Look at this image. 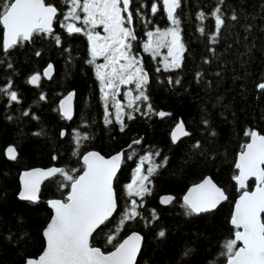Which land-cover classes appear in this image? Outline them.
<instances>
[{"label":"trees","instance_id":"obj_1","mask_svg":"<svg viewBox=\"0 0 264 264\" xmlns=\"http://www.w3.org/2000/svg\"><path fill=\"white\" fill-rule=\"evenodd\" d=\"M130 2L137 7L129 8L136 36L129 41L130 55L147 74L143 91L148 99L136 100L129 108L128 102L139 91L134 83L121 89L123 130L108 101L110 122L105 121V100L87 60L86 31L69 34L62 27L68 11L60 8L64 0H46L58 9L51 36L35 35L5 53L0 26V88L11 84L18 97L11 101L0 91V264H24L40 255L41 232L50 218L46 201L64 200L68 192V182L62 188L59 178L49 179L41 185L36 203L20 201L18 174L32 168L56 167L76 170L72 174L79 175L80 157L90 150L103 157L123 151L113 185L116 213L93 234L91 246L109 253L126 235L136 232L143 242L135 264L226 261L221 255L222 245L233 239L235 230L228 221L234 200L242 192L233 182L235 157L247 142L246 132L264 135V89L258 87L264 83V0H180L175 16L183 49L179 67L168 64L167 70V47L155 52L152 48L145 51L144 45L147 32L174 26L166 22L159 0ZM153 3L158 5L155 14L151 11ZM217 7L224 21L219 32L211 15ZM199 13L205 14L203 21L197 19ZM49 65L53 75L45 81L40 73ZM35 74H39V81L29 86L28 79ZM69 92L74 94V114L66 122L59 116L57 105ZM161 111L169 115L160 117L157 113ZM129 114L132 119H128ZM178 121L189 135L173 144L169 132ZM77 133L87 137L79 145ZM9 146L16 150L12 161L4 155ZM145 157L150 159L143 162L144 170L155 168L150 182H146L150 193L130 197L126 186L139 160ZM206 176L227 199L212 212L186 215L183 193ZM252 186L249 181L246 190ZM163 195L173 198L165 207L158 202ZM132 199L137 200L139 215L121 225ZM160 231L165 237H159ZM110 234L115 237L112 243H108Z\"/></svg>","mask_w":264,"mask_h":264},{"label":"snow or ice","instance_id":"obj_2","mask_svg":"<svg viewBox=\"0 0 264 264\" xmlns=\"http://www.w3.org/2000/svg\"><path fill=\"white\" fill-rule=\"evenodd\" d=\"M68 11L64 13L62 27H66L69 34L79 33L83 29L68 21H81L89 29H95L98 25L103 27L107 34L101 36L98 32L88 31L86 35L90 42V52L93 58L104 56L108 62L105 65H98L96 75L101 82V92L105 100V121L110 122L107 117V97L105 88L111 89L113 93L119 92V85L134 83L139 95L128 102V107L132 108L134 101L147 100L148 97L143 91V85L147 83V74L136 67L138 61L130 55V40L136 39L133 31L126 26L132 24L133 15L129 11L130 0H64ZM122 5V7H121ZM164 10L168 19L174 27L165 31H149L148 43L144 45L145 51L152 48L167 47L168 55L172 57V67H179V52L183 45L179 42L178 26L179 20L174 15L175 10L180 6V0H163ZM82 12L81 15L78 12ZM153 14L157 13L158 5L151 6ZM122 13H127L123 16ZM221 9L217 7L211 15L215 18V28L219 32L224 21L221 17ZM58 9L55 5L47 4L46 0H0V26L3 29V50L5 53L21 42L29 41L35 35H53L52 24L57 18ZM197 19L203 21L204 13H199ZM232 19H236L235 16ZM204 33V29H199ZM155 36V39L153 37ZM171 36L172 40L167 41ZM57 44L60 38L55 37ZM215 38L213 37V40ZM174 47L176 51L174 52ZM155 51L154 48H152ZM37 55H40L38 52ZM124 61V63H121ZM92 61H89L91 63ZM9 67L11 65L9 64ZM51 65L45 70L47 74L51 70ZM110 68L109 71L101 72L100 68ZM168 65H165L167 70ZM159 70V69H158ZM39 74L33 75L29 82L36 83ZM179 83V81H177ZM264 89V83L258 85ZM0 91L9 95L11 101H17V93L11 91V84ZM125 96L128 93L124 94ZM72 98L69 94L60 102V109L66 119H71L69 109L66 107ZM41 100L45 99L42 95ZM115 100V96H113ZM116 119L121 124L123 105L115 102ZM139 111V108L135 109ZM148 106V112H151ZM146 114V113H145ZM27 115V113H25ZM160 117L169 115L163 111L157 113ZM133 117L129 114L128 119ZM177 133L184 136L189 135L184 130L183 124L178 123L172 133V140L176 142ZM62 135L64 133L62 132ZM245 135L251 137V142L244 146V150L239 154L235 164L238 175L234 180L242 190V194L235 203L234 212L231 217V224L236 229L234 239L229 238L223 245L222 256L226 258V264H264V135H258L255 131L246 132ZM77 144L81 139H87L77 133ZM139 143V141H134ZM197 146L198 143H197ZM10 159H16L14 147L7 149ZM158 155V153L156 154ZM131 159V157H129ZM143 159H150L145 157ZM85 165L82 174L74 175L76 170H64L51 168L48 170H34L23 173L21 181L23 190L20 198L29 201L37 199L40 183L43 179H57L61 181V187H65V182L70 184V192L64 200H51L49 204L54 209V215L50 223L45 228L43 235L46 238V248L38 260L28 259L26 264H135L137 253L140 250L141 237L132 234L115 246V250L107 254L100 248L90 245V237L94 231L105 224L112 217L117 209V202L113 191V178L121 163V155L117 154L110 159L92 152L83 156ZM143 163V160L141 161ZM136 173H141V167L136 168ZM155 168L149 167L147 175H139L137 179L127 185L128 195L142 198L144 194L150 193L146 187L149 176ZM255 178L256 187L253 191L246 189V181ZM134 190V191H133ZM172 197L162 198L161 203L171 202ZM227 199L225 192L218 188L209 179L189 189L188 194L183 197V207L186 215H197L209 212L214 209L222 200ZM142 206V205H140ZM137 200L130 201L129 209L125 210L120 220L122 225L129 219H135L139 215L137 211ZM155 216H153V219ZM119 231V229H117ZM159 237H165L164 231L159 232ZM115 237L109 235L108 243H112ZM242 242V246L237 247V242ZM191 250H186L185 256Z\"/></svg>","mask_w":264,"mask_h":264},{"label":"water","instance_id":"obj_3","mask_svg":"<svg viewBox=\"0 0 264 264\" xmlns=\"http://www.w3.org/2000/svg\"><path fill=\"white\" fill-rule=\"evenodd\" d=\"M161 5H162V12H163V14H164V16H165V20H166V22L167 23H169V24H171V21L168 19V16H167V13H166V11L164 10V6H163V0H161ZM176 11V10H175ZM174 15H175V13H174ZM53 22H54V20H53ZM1 29H2V26H1ZM52 32H53V24H52ZM1 45H2V49H3V29H2V33H1ZM4 51V50H3ZM176 51V49H175V47H174V52ZM181 54V51L179 52V55ZM165 55H166V58L167 59H172V57L171 56H169L168 55V48H166V50H165ZM46 69H48V66L47 67H45L43 70H42V78L44 79V80H46V81H49L50 80V78L52 77V75H53V68L51 67V70L47 73V74H45V70ZM32 77V76H31ZM30 77V78H31ZM30 78L28 79V84H29V86H34L36 83H30L29 82V80H30ZM69 94H72V98H71V100L70 101H68L67 102V104H66V107L69 109V111H70V114H71V117H73V114H74V94L72 93V92H69V93H67V94H65L60 100H59V102H58V105H57V111H58V114H59V116L64 120V121H66V122H69V121H71V119H66L64 116H63V113H62V111H61V109H60V102L62 101V100H64L66 97H68L69 96ZM178 123H182L181 121H178L174 126H173V128L170 130V132H169V140L171 141V143H177L179 140H181L182 138H184L185 136L184 135H182L181 133H177V136H178V139L176 140V142H173V140H172V133H173V131L176 129V125L178 124ZM183 127H184V125H183ZM184 130H185V127H184ZM186 131V130H185ZM252 132V131H251ZM256 132V131H255ZM257 133V132H256ZM258 134V133H257ZM62 135V134H61ZM258 135H260V134H258ZM251 142V137L248 135V139H247V142H246V144L247 143H250ZM245 144V145H246ZM244 145V146H245ZM244 146H243V148H242V150L240 151V152H238L237 154H236V157H235V161H234V168H235V164H236V162H237V160H238V158H239V154L244 150ZM9 147H11V146H9ZM9 147H7L5 150H4V155H5V158L7 159V160H10V161H12V160H14V159H10L9 157H8V154H7V149L9 148ZM92 152H95V153H97V154H99L98 152H96V151H93V150H90V151H87V152H85V153H83L82 154V156L80 157V163L82 164V166H83V169H84V167H85V165H84V163H83V156L84 155H86V154H88V153H92ZM117 154H120L121 155V162H122V159H123V151H119V152H117V153H115V154H112V155H110V156H108V157H104L105 159H110L111 157H113V156H115V155H117ZM100 155V154H99ZM102 156V155H101ZM120 167H121V163H120V166H119V168L117 169V173H116V175L118 174V172L120 171ZM51 168H56V167H47V168H32V169H27V170H23V171H21L19 174H18V178H17V181H18V193H17V198L20 200V201H24V202H30V203H36L37 201H38V194H39V192L37 193V199L35 200V201H29V200H24V199H21L20 198V192L23 190V184H22V181H21V177H22V175H23V173H25V172H27V171H34V170H37V169H39V170H48V169H51ZM235 170H236V175H238V170L235 168ZM80 174H82V172L80 173ZM116 177V176H115ZM115 177L113 178V182H114V180H115ZM50 178H46V179H43L42 181H41V183H40V187H41V185L45 182V181H47V180H49ZM205 179H209V180H211V178L210 177H208V176H206V177H204L203 179H201L198 183H196V184H193V185H191V186H189L186 190H185V192L183 193V195H182V197H181V203L183 204V197L185 196V195H187L188 194V191H189V189H191L192 187H194V186H196V185H198V184H201V183H203V181L205 180ZM249 181H252L253 182V186H252V188L249 190V191H253V190H255V187H256V181H255V178H249L247 181H246V187H247V184H248V182ZM211 182L213 183V184H215L212 180H211ZM233 182H234V184H235V187H236V190H240L239 189V186H238V184L236 183V181L233 179ZM216 185V184H215ZM217 186V185H216ZM218 187V186H217ZM219 188V187H218ZM221 189V188H220ZM39 190H40V188H39ZM222 190V189H221ZM246 190V189H245ZM114 191V190H113ZM70 192V184H69V187H68V192H67V194H66V196L68 195V193ZM242 194V192L240 193V195ZM239 195V196H240ZM66 196H65V198H66ZM239 196L234 200V203H233V205H232V208H231V212H230V217H229V221H228V224H229V226L231 227V228H233L235 231H236V229L234 228V226L231 224V217H232V214H233V212H234V207H235V203H236V201L239 199ZM114 197H115V194H114ZM166 197H169L168 195H163V196H160L159 198H158V202H159V205L160 206H162V207H165V206H167L169 203H161V200H162V198H166ZM49 201H51V200H48V201H46V208L48 209V211L50 212V218H49V220H48V222H47V224L45 225V227L43 228V230H42V232H41V236H42V240H43V249H42V251H41V253H40V255H42L43 254V252H44V250H45V248H46V238L44 237V235H43V232H44V230H45V228L47 227V225L50 223V221H51V219H52V217H53V215H54V209H52L51 208V206H50V204H49ZM225 200H222L214 209H212L211 211H209V212H212V211H214V210H216L223 202H224ZM115 213H116V211H114V213H113V215H112V217L115 215ZM205 213H208V212H205ZM201 214V213H200ZM197 215H199V214H197ZM112 217H110L109 218V220L112 218ZM102 225H100L95 231H94V233L101 227ZM93 233V234H94ZM132 234H138V233H136V232H131V233H129L128 235H126L120 242H122L124 239H126V238H128L130 235H132ZM235 234V233H234ZM234 234H233V239H234ZM138 235H140V234H138ZM140 237H141V241H140V250H141V246H142V242H143V238H142V236L140 235ZM90 239H91V237H90ZM119 242V243H120ZM118 243V244H119ZM117 244V245H118ZM240 246H242V242H237V247H240ZM115 250V248L112 250V251H114ZM140 250H139V252L137 253V256H136V260H137V258H138V256H139V253H140ZM105 254H107V253H105ZM39 255V256H40ZM39 256L38 257H36L34 260H38V258H39ZM27 261V260H26ZM26 261H25V263L24 264H26ZM135 263H136V261H135ZM224 264H226V261H225V263Z\"/></svg>","mask_w":264,"mask_h":264},{"label":"flooded vegetation","instance_id":"obj_4","mask_svg":"<svg viewBox=\"0 0 264 264\" xmlns=\"http://www.w3.org/2000/svg\"><path fill=\"white\" fill-rule=\"evenodd\" d=\"M159 5H160V8H162V5H161V0H159ZM121 7H122V5H121ZM60 8H68L65 4L62 6V7H60ZM129 8H137L136 6H134V5H132L131 4V2H130V5H129ZM78 12H79V9H78ZM79 14L81 15V17H83V13L82 12H79ZM122 15L123 16H127V13H122ZM73 23L77 26V27H81L82 29H84L86 32H88L87 30H86V28H87V26L86 25H84L83 24V22H82V19H81V21H73ZM126 26L127 27H129L133 32H134V28H133V22H132V24H130V25H127L126 24ZM97 29H103V27L102 26H100V25H98L97 27H96ZM86 32H85V40H86V44H87V60H88V63H89V61H92L91 63H89V67H90V69L93 71V73H95V77L97 78V81H98V85L99 86H101V82H100V80L98 79V77H97V75H96V69H97V66L98 65H101L102 63L101 62H103V58H102V56H97V57H95V58H93L92 57V55H91V52H90V42H89V40H88V37H87V35H86ZM79 33H81V32H79ZM73 34H75V33H73ZM122 62V61H121ZM42 71H41V73H40V77H41V79H43L42 78ZM44 80V79H43ZM38 81H39V79H38ZM37 81V82H38ZM46 81V80H45ZM36 82V83H37ZM121 86H120V88H119V92L116 94V100H113V97H109V98H107V101H108V103L110 104V107H111V111H113V109H116L115 108V105H114V103H115V101H119L120 103H121V101H120V96H121ZM101 94H102V92H101ZM82 156V155H81ZM122 161H123V159H122ZM82 165V164H81ZM121 165H122V162H121ZM121 168V167H120ZM82 170H83V166H82ZM118 175V174H117ZM117 175H116V177H117ZM116 177H115V179H116ZM115 181V180H114ZM113 185H114V182H113Z\"/></svg>","mask_w":264,"mask_h":264},{"label":"rangeland","instance_id":"obj_5","mask_svg":"<svg viewBox=\"0 0 264 264\" xmlns=\"http://www.w3.org/2000/svg\"><path fill=\"white\" fill-rule=\"evenodd\" d=\"M68 22H70V23H73V21H68ZM86 30L87 31H93L94 33L95 32H98L101 36H105V35H107L105 32H104V30L103 29H97V28H95V29H89V27L87 26V28H86ZM153 39H155V36L153 37ZM172 40V37L171 36H169V37H167V41H171ZM148 41H149V37H148ZM148 43V42H147ZM152 48H154L155 49V52H158L160 49H161V47H156L155 46V44H153L152 45ZM165 48V47H164ZM102 58H103V62H101L102 64L101 65H105L106 63H108L106 60H105V57L104 56H102ZM121 63H124V61H122ZM168 64H172V59H167L166 61H165V65H168ZM136 67H138L139 68V66H138V64L136 65ZM110 70V68H103V67H101L100 68V71L101 72H105V71H109ZM96 71H97V69H96ZM129 84L130 83H128V84H122V85H119V88H120V86H121V88H127L128 86H129ZM100 88H101V86H100ZM105 93H107L108 94V97L107 98H109V97H113V96H115V100H116V94L117 93H113L112 91H111V89H108V88H105ZM102 95V97H103V93L101 94ZM116 102V101H115ZM114 105H115V103H114ZM113 115H114V117L116 118V109H113ZM143 160V162H145L146 163V160L145 159H140L139 160V162H138V165H136V167L134 168V170H133V172H132V174H131V178H130V181H129V184L130 183H133V181L135 180V179H137L138 178V176L139 175H141V174H143V175H147V170L145 169L144 170V168H143V163H141V161ZM148 162V161H147ZM138 166H140L141 167V173L140 174H138V173H136V168L138 167ZM134 191V190H133ZM126 192L128 193V189H127V186H126ZM133 196H135V195H133Z\"/></svg>","mask_w":264,"mask_h":264}]
</instances>
